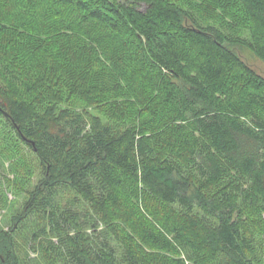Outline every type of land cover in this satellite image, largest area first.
Wrapping results in <instances>:
<instances>
[{
	"label": "trees",
	"instance_id": "1",
	"mask_svg": "<svg viewBox=\"0 0 264 264\" xmlns=\"http://www.w3.org/2000/svg\"><path fill=\"white\" fill-rule=\"evenodd\" d=\"M232 1L249 39L175 0H0V119L36 179L0 264H261L264 76L234 47L264 67V0Z\"/></svg>",
	"mask_w": 264,
	"mask_h": 264
},
{
	"label": "rangeland",
	"instance_id": "2",
	"mask_svg": "<svg viewBox=\"0 0 264 264\" xmlns=\"http://www.w3.org/2000/svg\"><path fill=\"white\" fill-rule=\"evenodd\" d=\"M175 1L191 11L201 24H213L220 27L232 37L240 36L243 39H249L248 21L245 20L241 14L240 8L237 7V4L232 0ZM15 32L21 33L22 31L17 29ZM234 49L246 64L254 71L264 76L263 62L251 49L246 46H235ZM103 59L104 57L101 55L98 60ZM120 79H123V77ZM120 79L115 80V82H119ZM117 84L122 85V83ZM117 84L113 86V89H115V96L117 97L115 100H111L109 105L111 108L115 106L117 108H128L129 106L125 104L126 99L132 96L133 92L137 91L130 87L128 91L122 92ZM126 84H128V82ZM11 138L13 142H10ZM26 158L32 160L30 150L20 142H16L12 135H10L5 121L0 119V231L8 230L12 226L13 217L21 210L26 190L33 184V181L35 182L36 180L33 172L27 173L23 170L25 163L24 159ZM139 202L142 204V200L139 199ZM149 209L151 210L150 206ZM168 216L169 215L161 219L165 222V220L167 221L170 219ZM253 216L254 221L252 222V226L256 231L261 232L259 236L262 235L258 241L262 245L259 253L262 258L261 264H264V210L254 213ZM149 220L152 221V218L149 217ZM164 225L165 224L160 226L164 227ZM142 247L144 256L150 264H176V261H182L183 264L196 263L194 254L187 252L186 249L178 248L175 250V255L171 257L155 250V248L151 246L142 245Z\"/></svg>",
	"mask_w": 264,
	"mask_h": 264
},
{
	"label": "water",
	"instance_id": "3",
	"mask_svg": "<svg viewBox=\"0 0 264 264\" xmlns=\"http://www.w3.org/2000/svg\"><path fill=\"white\" fill-rule=\"evenodd\" d=\"M22 139H23L24 141H26L28 144H31L32 146H34L33 141H31V140H29V139H27V138H25V137H23V136H22Z\"/></svg>",
	"mask_w": 264,
	"mask_h": 264
}]
</instances>
